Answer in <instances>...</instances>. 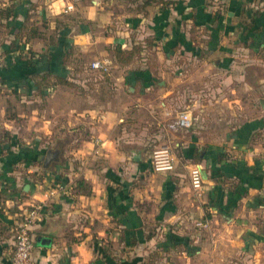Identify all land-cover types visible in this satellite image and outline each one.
Returning a JSON list of instances; mask_svg holds the SVG:
<instances>
[{"label": "crops", "instance_id": "obj_1", "mask_svg": "<svg viewBox=\"0 0 264 264\" xmlns=\"http://www.w3.org/2000/svg\"><path fill=\"white\" fill-rule=\"evenodd\" d=\"M117 47L140 52L121 64ZM47 73L75 87L0 118V264L34 203L32 264H222L264 244V0H0V89L27 101ZM179 106L193 126L171 131ZM164 145L172 173L151 166Z\"/></svg>", "mask_w": 264, "mask_h": 264}, {"label": "built area", "instance_id": "obj_2", "mask_svg": "<svg viewBox=\"0 0 264 264\" xmlns=\"http://www.w3.org/2000/svg\"><path fill=\"white\" fill-rule=\"evenodd\" d=\"M80 2L82 0H71ZM90 69L98 73L101 77L109 76L112 70V62L107 59H99L90 65ZM193 126L192 115L189 111H182L178 114L176 120L170 125L169 130L183 129L188 130ZM177 156L170 145H164L155 149L150 158L151 166L156 173H172L176 167ZM191 185L194 192L200 195L204 187L202 169L194 167L190 172ZM66 187L58 185L51 194L64 192ZM42 206L34 203L25 215L21 217L20 222L15 227V249L12 255L11 264H32V253L34 250L33 227L38 221ZM203 226V224H201Z\"/></svg>", "mask_w": 264, "mask_h": 264}, {"label": "rangeland", "instance_id": "obj_3", "mask_svg": "<svg viewBox=\"0 0 264 264\" xmlns=\"http://www.w3.org/2000/svg\"><path fill=\"white\" fill-rule=\"evenodd\" d=\"M0 91H1L0 92V118L1 119L4 118L6 120V119H11V118H13V119L17 118V123L19 125H23V120H25V118L24 117H22V118L17 117L20 113L22 115L25 113V115L28 116V115H30L32 109H44L45 108L43 106L45 105L44 103L46 101H44V99H42L40 96L34 97V95H32V98H27V101H25L26 99H22L18 96L15 97L12 93H10L7 90L3 91L2 89H0ZM28 100H30L33 103H29L30 101L28 102ZM177 109H180L181 112L183 110L189 111L190 107L189 108H183V107L180 108V106H179ZM191 109H193V108H191ZM199 109L200 108L196 107L194 112L197 113V111ZM192 118H193V116H192ZM226 125H231V124H226ZM215 129H216V127H215ZM197 225L199 227H203V226H201V223H198ZM206 237H209L210 239L212 237H214V239L216 238V236H213V235H207ZM233 237L234 236H231L232 239H233ZM220 240H222L221 242H223L224 238H220ZM262 243H264V242L262 241ZM235 244H237L236 249L234 251H230V252L228 251L226 253V255L228 257L227 258L228 261L226 259H223L222 264H264V247H263L264 244L259 246L257 248V250H255L253 252H246V251H244L245 249L244 250H243V248L241 249L239 246L240 242L236 241Z\"/></svg>", "mask_w": 264, "mask_h": 264}, {"label": "trees", "instance_id": "obj_4", "mask_svg": "<svg viewBox=\"0 0 264 264\" xmlns=\"http://www.w3.org/2000/svg\"><path fill=\"white\" fill-rule=\"evenodd\" d=\"M151 1H148V3L146 2L145 5H150ZM34 34H38L37 31L34 32ZM13 47L14 48H17V45L15 43H13ZM30 51V58L29 59H26V62H27V65H28V68H34L36 66V54L34 52H31V50H28ZM140 51L135 48L133 49L132 51H127L121 47H117L116 50H115V57H116V60L118 61V63H121V64H126V63H129L130 61H132V59L134 58V56L136 55V53H139ZM50 75H52L51 73H47L45 75H40V74H33L31 77H32V81L35 83V86L36 88L38 89V94L39 96H41V92L43 88H46L47 91L49 93L53 92L54 91V85L56 84H62V85H68V86H72V87H75V84L68 81L67 79L65 78H62V77H59V76H55L54 77V80L55 82L54 83H51V81L49 80V77ZM106 77V76H105ZM10 132L8 131H5L4 132V138L5 139H8L10 138ZM81 186H83V183L80 182L79 183V187L81 188ZM155 258L158 256V254H154L153 255Z\"/></svg>", "mask_w": 264, "mask_h": 264}, {"label": "water", "instance_id": "obj_5", "mask_svg": "<svg viewBox=\"0 0 264 264\" xmlns=\"http://www.w3.org/2000/svg\"><path fill=\"white\" fill-rule=\"evenodd\" d=\"M59 156H60V152L55 151L53 149L50 150L48 152L47 156H46L44 168L45 169H50L51 165L54 162H59Z\"/></svg>", "mask_w": 264, "mask_h": 264}]
</instances>
